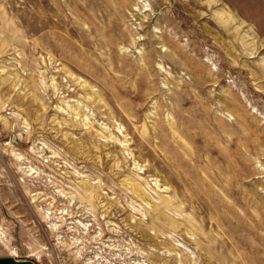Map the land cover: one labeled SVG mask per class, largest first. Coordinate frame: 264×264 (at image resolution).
Returning a JSON list of instances; mask_svg holds the SVG:
<instances>
[{"label": "rangeland", "instance_id": "obj_1", "mask_svg": "<svg viewBox=\"0 0 264 264\" xmlns=\"http://www.w3.org/2000/svg\"><path fill=\"white\" fill-rule=\"evenodd\" d=\"M0 252L264 264V0H0Z\"/></svg>", "mask_w": 264, "mask_h": 264}, {"label": "crops", "instance_id": "obj_2", "mask_svg": "<svg viewBox=\"0 0 264 264\" xmlns=\"http://www.w3.org/2000/svg\"><path fill=\"white\" fill-rule=\"evenodd\" d=\"M0 264H38L29 259L16 257L13 254L0 252Z\"/></svg>", "mask_w": 264, "mask_h": 264}, {"label": "bare ground", "instance_id": "obj_3", "mask_svg": "<svg viewBox=\"0 0 264 264\" xmlns=\"http://www.w3.org/2000/svg\"><path fill=\"white\" fill-rule=\"evenodd\" d=\"M251 5H252V4H251ZM228 19H229V18H228ZM228 19H227V20H228Z\"/></svg>", "mask_w": 264, "mask_h": 264}]
</instances>
